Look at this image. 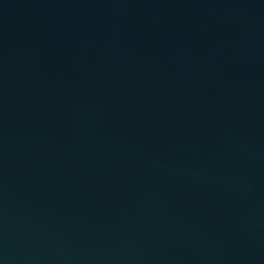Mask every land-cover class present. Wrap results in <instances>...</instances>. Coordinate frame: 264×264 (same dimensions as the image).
I'll return each instance as SVG.
<instances>
[{"label": "water", "instance_id": "95a60500", "mask_svg": "<svg viewBox=\"0 0 264 264\" xmlns=\"http://www.w3.org/2000/svg\"><path fill=\"white\" fill-rule=\"evenodd\" d=\"M0 264H264V0H0Z\"/></svg>", "mask_w": 264, "mask_h": 264}]
</instances>
